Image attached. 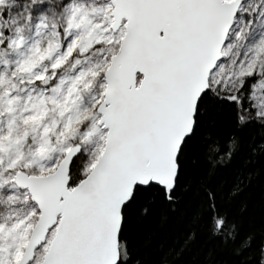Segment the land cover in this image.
I'll return each instance as SVG.
<instances>
[{"label":"snow or ice","instance_id":"6c2138e0","mask_svg":"<svg viewBox=\"0 0 264 264\" xmlns=\"http://www.w3.org/2000/svg\"><path fill=\"white\" fill-rule=\"evenodd\" d=\"M0 264H264V0H0Z\"/></svg>","mask_w":264,"mask_h":264},{"label":"trees","instance_id":"16d2710c","mask_svg":"<svg viewBox=\"0 0 264 264\" xmlns=\"http://www.w3.org/2000/svg\"><path fill=\"white\" fill-rule=\"evenodd\" d=\"M152 231L155 234V242H158L161 239L172 240L179 235L178 229L170 227L168 225H165L164 228H160L158 225H154ZM199 240L200 242H204L206 240V237L200 236ZM206 247H214L216 249L217 259L222 262L231 261L233 259L229 249H221L212 241H207ZM146 251L150 252L151 249H147Z\"/></svg>","mask_w":264,"mask_h":264}]
</instances>
